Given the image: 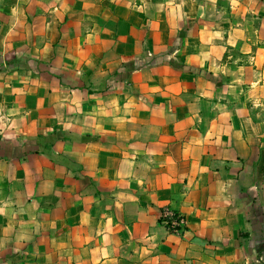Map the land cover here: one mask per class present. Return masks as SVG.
<instances>
[{"label":"crops","instance_id":"crops-1","mask_svg":"<svg viewBox=\"0 0 264 264\" xmlns=\"http://www.w3.org/2000/svg\"><path fill=\"white\" fill-rule=\"evenodd\" d=\"M0 264H264V0H0Z\"/></svg>","mask_w":264,"mask_h":264},{"label":"built area","instance_id":"built-area-1","mask_svg":"<svg viewBox=\"0 0 264 264\" xmlns=\"http://www.w3.org/2000/svg\"><path fill=\"white\" fill-rule=\"evenodd\" d=\"M165 224L172 227H181L183 225V217L171 210H165L163 213Z\"/></svg>","mask_w":264,"mask_h":264},{"label":"trees","instance_id":"trees-1","mask_svg":"<svg viewBox=\"0 0 264 264\" xmlns=\"http://www.w3.org/2000/svg\"><path fill=\"white\" fill-rule=\"evenodd\" d=\"M165 220H166L165 217L162 216V217H161V221H162V222H165ZM179 228H180V227H176V229H179Z\"/></svg>","mask_w":264,"mask_h":264}]
</instances>
